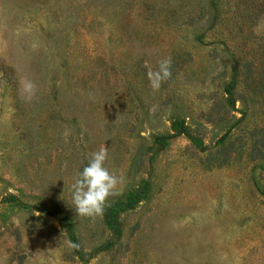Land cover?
<instances>
[{
	"label": "rangeland",
	"instance_id": "rangeland-1",
	"mask_svg": "<svg viewBox=\"0 0 264 264\" xmlns=\"http://www.w3.org/2000/svg\"><path fill=\"white\" fill-rule=\"evenodd\" d=\"M0 264H264V0H0Z\"/></svg>",
	"mask_w": 264,
	"mask_h": 264
},
{
	"label": "clouds",
	"instance_id": "clouds-1",
	"mask_svg": "<svg viewBox=\"0 0 264 264\" xmlns=\"http://www.w3.org/2000/svg\"><path fill=\"white\" fill-rule=\"evenodd\" d=\"M146 75L152 90H159L161 84L172 76L171 57L160 59L157 62V67L149 68ZM20 87L27 99H31L35 95L36 84L33 81L22 79ZM150 111L154 112L155 108ZM69 134L68 131H65V140ZM107 157L106 147H101L93 152L88 163L77 173L71 184L73 209L79 216L94 218L102 215L108 197L118 194L117 186L120 181L104 166ZM69 246L78 247L72 242H69Z\"/></svg>",
	"mask_w": 264,
	"mask_h": 264
}]
</instances>
